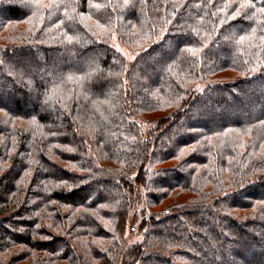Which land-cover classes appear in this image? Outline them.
Here are the masks:
<instances>
[{
  "label": "trees",
  "instance_id": "1",
  "mask_svg": "<svg viewBox=\"0 0 264 264\" xmlns=\"http://www.w3.org/2000/svg\"><path fill=\"white\" fill-rule=\"evenodd\" d=\"M262 9L0 0V264H264Z\"/></svg>",
  "mask_w": 264,
  "mask_h": 264
},
{
  "label": "rangeland",
  "instance_id": "2",
  "mask_svg": "<svg viewBox=\"0 0 264 264\" xmlns=\"http://www.w3.org/2000/svg\"><path fill=\"white\" fill-rule=\"evenodd\" d=\"M92 23H94L95 24V21H93ZM92 26V25H91ZM93 27V26H92ZM94 28V27H93ZM114 40V39H113ZM113 43H114V45H115V47L119 50V51H121V53H123V54H125L126 52H127V50L124 48V46L121 44V42L119 43H117L116 42V40H114L113 41ZM125 52V53H124ZM130 58H129V60H130V62L133 60V58L135 57L134 55H130L129 56ZM87 60V58L86 59H83V60H80L81 61V63H80V65H83L84 63H85V61ZM73 65H76V63H74ZM37 68H38V66H37ZM34 69L36 70V71H34ZM32 74H35V75H40L41 74V72H39L36 68H30V70H29ZM40 76H42V75H40ZM38 77V76H37ZM36 77V78H37ZM41 80H42V77H41ZM28 110V109H27ZM24 111H25V109H24Z\"/></svg>",
  "mask_w": 264,
  "mask_h": 264
},
{
  "label": "snow or ice",
  "instance_id": "3",
  "mask_svg": "<svg viewBox=\"0 0 264 264\" xmlns=\"http://www.w3.org/2000/svg\"><path fill=\"white\" fill-rule=\"evenodd\" d=\"M242 7H243V5H242ZM262 11H264V9H262Z\"/></svg>",
  "mask_w": 264,
  "mask_h": 264
}]
</instances>
